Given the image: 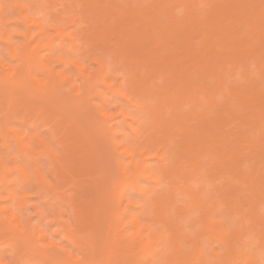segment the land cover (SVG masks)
<instances>
[{
	"label": "bare ground",
	"instance_id": "bare-ground-1",
	"mask_svg": "<svg viewBox=\"0 0 264 264\" xmlns=\"http://www.w3.org/2000/svg\"><path fill=\"white\" fill-rule=\"evenodd\" d=\"M68 1L67 15L55 16L54 23H57V19H66L70 25H76L78 20L83 19L86 15L92 25L99 28V31L96 30L90 37L99 39L103 38L102 34H110V40H116V43L120 41L116 44V48L111 50L114 61L127 63V68L135 69L134 78L141 74L140 70L143 68L148 70L147 65H149L148 77L136 87L132 85V81L135 79L130 77L126 78L125 84L121 81L113 82L111 80L113 68L108 66L107 55L95 60L99 68H89L84 64L88 61L87 58H84L85 62H81L78 58L82 56V53L77 51L79 34L74 30H68L64 26L55 24L54 29L68 37L72 47L70 50L72 58L66 60L58 56L56 60L64 63L67 67L72 65L76 68V76L81 81L79 84L74 74L64 71L55 72L46 57H38V47L30 48L29 45H18L15 48L12 35H9L7 27L17 21L18 17L10 16V14L3 16L4 8L0 4V16H3L0 17L2 18L0 19V40L7 43L13 56L20 60L17 65H11L5 62L4 55L0 52V96H5L8 102L7 110L3 115L6 123V117L9 115L13 103L16 106L30 104L28 97L23 94L25 91L26 93L33 90L38 92V88L33 85V82H38L33 71L34 69L38 70L39 66L50 75L44 93L51 101L54 100L53 105L56 102L55 99L59 97L61 81L68 82L71 90L75 91L73 103L80 109L82 106L92 103L95 96L101 99V103L95 102L94 104L100 120L99 126L102 127L101 129L104 127L113 150L121 156L118 162L119 172L112 184L114 200L120 203L125 201L127 205L139 206L140 209L127 223L122 220L124 214L127 213L126 208H123L122 211L118 208L110 214L109 228L106 234L109 251L103 255L102 259H99V262L111 264L112 257L123 256L122 264H240L241 262L242 264H263L259 253L260 251L264 253V218L261 215L262 211L259 212L260 208L257 207L261 203V198H264V173L260 172L258 168V163L264 160L262 158L259 160L264 155V0H247L248 2L243 0L247 2L246 6L240 0H205V6L209 5L206 17L212 23L213 30L209 29L212 31V33L210 31L212 35H209V31H205L208 33V37H212L208 38L206 33V39L204 37L200 41L203 45L202 49L198 40L193 41L198 32L197 28H200L201 23L204 22V18L200 16V12L195 7L198 4L196 0H153L147 7L140 5L139 1L141 0ZM237 1H240L243 6L238 8L240 2ZM237 3L238 5H236ZM181 5H184L186 11L182 15L183 17H178L179 15L174 10ZM16 6H23V4L19 2ZM78 8L80 11L76 12L75 10ZM161 8L172 14H170L172 18L167 22H162L156 16V12ZM219 11L227 13V16L224 14L221 16ZM229 11L231 13H228ZM216 12L224 19L223 22L219 20L220 17L215 21ZM228 14H230V19L227 21L232 20L230 24L226 27L224 25L223 27L222 24L220 25L222 27L217 25L225 23L226 20L223 16L228 17ZM33 21L42 29L43 24L38 22V18H34ZM208 21L206 20V22ZM210 22L208 23L210 24ZM215 28L221 31L222 38H220L226 45L224 50H227V44L232 45H228L230 47L228 50L232 49L231 51H233L230 53L229 50V55L221 56L220 54L224 52L220 49L221 47L219 48L221 53L211 52L213 47V50H217L214 45L220 43L218 36H215L216 40L212 39L218 32ZM158 29L163 32L165 41L187 43L183 44L184 46L181 43L177 45H181L184 50L187 48L186 55L183 53L184 50L177 47L175 43L174 45L171 43V47L168 46L169 44L166 45V42L164 44L154 33ZM188 29L197 32L193 34L191 32L194 35L192 36ZM25 33L16 32L15 34L28 36ZM183 36L184 39H182ZM87 37L89 36L87 35ZM143 37L147 39V45L143 44ZM61 45L62 42L59 46ZM217 45L216 47H218ZM221 45H223L222 42ZM240 47L245 50L240 52ZM200 49L206 52H204L206 56L210 53L213 55L210 54L207 58L203 57L205 59L200 58L201 60L196 59V56L192 67L188 63H184L185 60L181 61V58L188 60V56L194 57ZM173 55L182 57L178 59ZM167 58H172V60L176 58L180 64L183 62L181 66L178 64V60H174V68L169 66L173 70L177 62L180 67L176 66L180 70L176 71L178 69L176 67L175 71L178 72L179 77L177 74L170 75L173 78L166 76L167 79L163 76L166 68L162 72L163 67H159L160 60L161 63H165L166 60L168 62ZM188 67L194 71L189 70ZM255 69L259 73L258 79L250 80V75L254 73ZM184 71H189L192 74L184 73ZM156 72L158 73L156 74ZM238 74L243 75L242 80L248 82L244 86L241 85L242 87L238 85L236 87V83L234 82L235 85L233 83L235 80L233 77L235 78V75ZM192 75L195 76L191 77ZM205 75L207 78L204 80ZM117 76L121 77L120 74ZM157 76L166 79L164 83L166 86L163 85L165 87H158L159 84L155 80ZM100 87L106 88V91L101 90ZM191 93L194 94V97L186 103L191 104V107L194 108L193 113L192 111L186 112L182 108L183 102ZM108 94L123 98L126 101L125 104L120 107L114 106L113 109L108 107ZM141 96L152 98V101L155 102L154 110L151 111L149 102L142 101ZM223 101L225 102L223 103ZM240 107L241 110L242 108L245 110H242V112L244 111L243 116ZM206 108H211L212 113H209L210 109H208L207 114ZM169 111H171V116ZM144 112L156 115L158 122L154 138L148 141L144 139L145 136L139 126L141 124L140 113ZM118 116H122L126 122L128 118L132 119L133 124H126V122L125 124L130 132L129 138L133 143L117 139L118 136L124 134V127L118 122ZM224 116L232 118L233 121L230 122L233 123L228 121L227 123V118L225 117V119ZM221 122L225 123L224 131L221 130L224 129L221 127L224 123ZM227 124L231 125L226 127ZM17 133H19L18 141L22 150L26 149L32 154L36 153L34 141L30 143L28 140L30 135L24 134L22 131H17ZM34 139L42 143L43 146L42 150L38 151V156L48 153L51 161L58 160L56 164L63 165V162L60 161V154H57L58 152L53 149L49 141L39 135ZM168 140H171L173 144L167 143ZM92 147L94 146L92 145ZM243 148L250 150V155L258 154L256 157L253 155V159L249 158L252 159V162L249 161V164L252 163V165L250 164L252 167L257 164L258 170L255 172L258 174L255 172L252 174L247 170L246 172L242 171L243 169L240 171V168L245 164L241 160L245 157L248 158L245 151H243L245 157L241 152ZM94 149L92 148V150ZM254 158H257L259 162L253 163ZM35 159V157L30 158V162H34ZM124 159L129 161L122 162ZM152 160L157 163L152 164ZM246 160L243 161L247 164L248 160ZM13 169L20 171L23 186H27L30 181L28 166L9 167L6 161L0 158V172L8 173ZM42 169V167L35 168L37 182L38 179L41 182L46 181L44 183L47 185L42 182L45 187L55 188L56 185L54 184V186L52 181H47ZM217 173H221V175L226 173L228 177H226V184L218 187L215 193L211 194L210 178H213ZM0 178L5 187L10 183L18 184L15 180L9 181L1 174ZM141 179L154 181L156 186L152 190H148L140 185ZM162 184H168V187L159 188V185ZM242 186H245L243 190L247 188L251 193L250 196L244 193ZM126 187L140 192L142 200L128 201L124 194ZM17 191L7 193L8 197L6 196V198L0 192V201L9 202V205L0 206V231L11 235L10 245L14 250L12 260L7 261L0 257V264H26L30 260L28 256L37 258L39 254L51 264H91L94 262V259L97 258L96 252H94L96 251V235L94 234H90L91 242H89L91 253H94L93 256L90 255L92 261H89L87 256L85 258L76 256L69 248L55 240H48V246L54 251L63 250L66 253L63 258L51 256L48 252L39 250L38 239L41 238L39 235L42 233V236L46 237L48 236L47 232L44 228L38 230L30 216L20 215L19 210L22 211L25 208L24 206L31 195L21 192L20 189ZM179 195L184 196L186 205L178 204ZM249 197H252L251 200ZM34 206L38 208L37 205ZM6 213L8 215H5ZM189 213H194L191 216L193 234L186 232L182 225L184 219L190 215ZM41 215L46 218L45 213L41 212ZM53 215L58 219L60 217L55 210ZM227 220H230L229 223ZM61 223L64 224L62 221ZM127 226L134 229L133 236L127 243L128 250L135 251L132 260L125 259L123 249L120 251L114 249L120 230ZM195 226L197 229H194ZM65 229V234L76 240L77 235L73 234L71 227L64 225V231ZM58 232L59 230L56 231V233ZM249 239L258 240L262 248L256 246L254 251L252 252V248L250 252L248 246L252 244ZM254 243L256 242L254 241ZM256 248L262 250L257 249L258 251H256Z\"/></svg>",
	"mask_w": 264,
	"mask_h": 264
},
{
	"label": "rangeland",
	"instance_id": "rangeland-1",
	"mask_svg": "<svg viewBox=\"0 0 264 264\" xmlns=\"http://www.w3.org/2000/svg\"><path fill=\"white\" fill-rule=\"evenodd\" d=\"M141 1H139V2H140V5L141 4L143 5V7H147L150 3L153 2V0H143L142 2ZM196 1L198 2V4H196L195 7L200 12V16L202 18H204L203 19L204 22H206V20L208 21V19L206 17V15H207L206 13L209 10V5H207L208 7L205 6V0H202L203 2L201 0H196ZM199 1H201L202 3ZM213 1H215V0H213ZM240 1L242 3L244 2L243 5H245V6L248 2L247 0H246L247 2H245L243 0H240ZM19 2L22 3L23 6H16V4ZM241 2L239 3L240 5H238V3L236 4V5H238V8L240 6H243ZM0 4H2L3 8H4V11L2 13L3 16L5 14H10V16L18 17L17 21L11 23L7 27L9 35H12V39H13V42L15 44L14 45L15 48H17L18 45L19 46L29 45L30 48L38 47V57H40V56L46 57L49 60L50 67L53 68L55 72L56 71H64V72H69V73L74 74L75 78L77 79V82L79 84L81 81H80V78L78 79L76 76V73H77L76 68L72 65L67 67L64 63L56 60V58L58 56L63 57L66 60L72 58V55L70 52L72 47H71V41L69 40V38L66 37L62 32H57L54 29L55 24H58L60 26H64L68 30H74L77 34H79L80 40L77 41V47H78L77 51L79 53H82V56H80L78 58H80L81 62H85L84 58H87L88 61L84 64H86L89 68H91V69L99 68V66L95 62V60L97 58H101L103 55H107L108 66L113 68L111 71V74H112L111 80L113 82L121 81L123 84H125L126 78L130 77L133 80L135 79L134 81H136V82L134 83V81H132V85L136 87L137 84L143 82L144 79L146 77H148V75H149V73H148V70H150L149 65H147L148 70L146 68H143L142 70H140L141 74H138L136 76V78H134L133 75L135 74V71H136L135 69L127 68V66H126L127 63L123 64L121 61H114L113 57L111 56V50H114L116 48V44L120 43V41H117V43H116V40H113V41L110 40L111 35L108 33L102 34L103 38L100 37L99 39L93 38V36L90 37V35L93 34L99 28L92 25V23L89 20V17L87 19L86 15H84L85 17L83 19L82 18L79 19L76 25H70L66 19H60V20L57 19L58 20L57 23H54L55 16H57L59 14L67 15L66 10L68 9V5H69L68 0H64V1L63 0H6L4 2H3V0H0ZM120 5L125 6L124 4H120ZM123 6H121V7H123ZM235 8H237V7H235ZM75 11L78 12V11H80V9L78 8ZM174 11L177 12V15H179L178 17H183L182 15H184L186 8L184 7V5H181V6H177ZM232 11L233 10H231V12ZM168 12L169 11H167V10L165 11V9L161 8L156 12V16L158 19H161L162 22H167V20H170L172 18L170 16L171 13L170 12L168 13ZM231 12L229 11L228 13H231ZM218 13L222 16V14H224L225 12L223 13L222 11H219ZM218 13L216 14L217 16H215V18L217 17L215 19V21H217L218 18L220 17L221 19H219V20H221L223 22L224 19H222V17ZM142 14L145 15L146 13H142ZM226 14H224V15H226ZM229 15L230 14H228V17H226L227 15L223 16V18H225V20H226L225 23H220L217 25L220 26L222 24V26L223 25L225 27L228 26L230 24V22L232 21V20L227 21L230 19ZM3 16H0V17H3ZM34 18H38V22L43 24L42 29L35 24V22L33 21ZM0 19H2V18H0ZM204 22H202L203 25L201 23L200 28H197L198 32L197 31H195V32L189 31V29H191V27H189L188 32L190 35L197 32L196 33L197 35L193 40L194 42H196V40H198L200 43V41H202L204 37H205L204 39H206V33L207 32H205V31H209V35L212 33V31H211V30H213V28L211 26L212 23L210 21H208V22H210V24L208 22H206V23H204ZM203 26H204V29H202ZM222 26H220V27H222ZM210 28H211V30H209ZM215 29H217L218 32L217 31H216L217 33L215 32L216 35H214V38H212V39L214 40L216 38L215 36H218V38L220 39L219 40L217 38V41L219 40V42H220L219 45H217L218 43L215 41V43H217L216 45L218 46V47H216V45H214L215 49L219 50V48L221 47L220 49H222V51H224V52H222L221 50H219V51L213 50L214 47L212 48L211 52L216 51L217 54H218V52L219 53L222 52L220 54L221 56L222 55L224 56V54L227 55L228 51L230 50V49L228 50V48H230V47H228L229 44L225 43V44H227V47H226L227 50H224L226 45H224V42L221 39L222 38V35L220 33L221 31L218 28H215ZM159 30L160 29L154 31L156 36L159 37V39L162 40L164 44L166 42V45L169 44L168 46L171 47L170 45L172 42L170 43V41L163 40L164 39V35L162 34L163 32H161V30L160 31ZM194 30H196V29H194ZM210 31H211V33H210ZM16 32H22V33L26 32L25 34H28V36L22 35V34H15ZM191 32H192V34H191ZM87 35L89 37H87ZM192 36H194V35H192ZM207 37H208V33H207ZM210 37H212V36H210ZM210 37H208V38H210ZM200 38H202V39L200 40ZM142 39H143L142 40L143 44L145 45L147 42V39L144 37ZM182 39H184V36ZM208 40H210V39H208ZM213 40H211V41H213ZM61 42H62V45L59 46V44ZM221 42L223 45H221ZM174 43L177 46L181 42L177 43L176 41L175 42L173 41L172 44L174 45ZM202 43L204 44V42H202ZM206 43H209V42H206ZM183 44L185 45L187 43L183 42ZM113 45H115V46H113ZM199 46L201 47L203 45L200 43ZM223 46H224V48H222ZM234 46H236V45H234ZM148 47H150V46L148 45ZM177 47H181V45L177 46ZM232 48H234V47H232ZM201 49H202V47H201ZM201 49L199 52H198L199 49L197 50L198 53H196V55H194V57L193 56L189 57L187 55L188 60H186V58L185 59L181 58L182 59L181 61L185 60L184 63H188L192 67V65L194 63L193 60L196 58V56H197L196 59H200V58L205 59L203 57L207 58V57H209L210 54L213 55L212 53H210L209 55L207 54V56H206L205 55L206 52L201 50ZM181 50H184V48L182 49V47H181ZM185 50H187V48ZM185 50L183 51V53L186 55ZM194 50H196V49H194ZM194 50H193V52H195ZM231 50L229 51L230 53L233 52ZM243 50H245V48ZM243 50L240 47V52H243ZM0 52L4 55L5 62L10 63L11 65H17L19 63L20 60L13 56V53H12L9 45L7 43H5L3 40H0ZM181 53H182V51H181ZM48 54H50V55H48ZM184 54H182V55L184 56ZM180 57H182V56H176V58H178V59H180ZM184 57H186V56H184ZM176 58L174 60H178ZM167 59H168V62H166L167 60L165 61L163 59L165 61V63L164 62L161 63V60H160V66H159V67H163L162 72L164 71V68H166L165 71L163 72V74H164L163 76H165L166 79H167L166 76L173 78V76L171 77L170 75H173V74L178 75V72H179L178 70H180V68H178V67H180L178 65V64H180L179 60L177 61L178 64L176 62V65H178V67L175 65V69L178 68L176 70L178 72H176L175 69H173V70L170 69V67L174 68L173 64H175V61L172 60V58L171 59L167 58ZM190 59L192 60V62ZM171 61H172V63H171ZM166 63H168V64H166ZM182 63L180 64L181 66L183 65ZM165 64H166V67H165ZM188 64H187V66H189ZM184 68H187V67H184ZM167 69H170V70H167ZM188 69L194 71V69H192V68L188 67ZM174 71H175V73H174ZM192 71H190V72H192ZM186 72L188 74H192V73H189V71H184V73H186ZM33 73L38 78V82L37 81L33 82V85L38 88V92H37V90H33L30 93H26V91H25L23 94L28 97V101L30 104H28V106H25L24 104L16 106L13 103V106L11 108L9 115L6 117L7 118L6 123L4 122L5 118L3 117V115L5 114V112L7 110L6 105L8 102L5 98V96H2V97L0 96L1 97L0 98V127H2L0 130V158L4 159L9 167L28 166V170H29V174H30V181H29V184L27 186H23L20 171L16 170V169H13L8 173L7 172H4V173L0 172V174L5 176L9 181L15 180L18 183V184L10 183L5 187L2 183L1 178H0V192L3 194L4 198H6V196L8 197L7 193H9V192H18L17 189H20L21 192H23V193L27 192L28 194L31 195L30 198H28V200L24 206L25 208L22 211L19 210V213L23 217L24 216H30L32 223L38 227V230L40 228H44L45 231L47 232L48 236H46V237L42 236V233H40V235H39L41 237L40 239H38L39 250H41L42 252L46 251L51 256L55 255V256H58L60 258H63L66 254L63 250L54 251L48 246V240L49 241L55 240L56 242L60 243L61 245L69 248L76 256L84 257V258L87 256L89 261H92L90 255H92L94 253H91L92 251H91V247H90L89 242H91L90 241V234H94V235H96L95 236L96 237V241H95L96 251H94V252H96L95 254H96L97 258L94 256L96 259H94V262H92L91 264H94L95 261H96V263L98 261V263L101 264V262H99L100 261L99 259H102L104 257L103 255H105L109 251V249H107L109 246V244H107V243H109V242H107V237H106L107 235L106 234H107V231L109 228L108 222L110 220L109 219V217L111 216L110 214L118 208L121 209V211L123 208H126L127 213L124 214L122 220H124V222L127 223L128 220L134 214L138 213V210L140 208H139V206L127 205L125 201L120 203L117 200H114V197H113L114 188H113L112 184H113V180L117 177V174L119 172L118 162L121 159V156H120V154L116 153L113 150V147L108 140V137H107V134L105 132L104 127H103V129H101L102 127L99 126L100 120H99L98 115L95 111L96 109H95L94 104H95V102L101 103V99L98 96H95L93 98L94 100L92 103L90 102V103H88L87 106H84V107L82 106V108L80 109L76 105H74V103H73V100L75 97V91L71 90L68 82L61 81L60 82L61 86H59V93H58L59 97H57L55 99L56 102L53 105L54 100L51 101V99L48 97V95L46 93H44V90L47 89L46 82L49 80V77H50L49 73L44 69H40L39 66H38V70L34 69ZM157 73L158 72H156V74ZM118 74H120L121 77H118L117 76ZM195 75H197V74H195ZM195 75H192L191 77H194ZM200 75H201V73H200ZM205 76H204V80L207 78V76L206 77ZM242 76L243 75L238 74V75H235V78L233 77V79H235L233 81V83L234 82L236 83V87H238V86L240 87L241 85L242 86L245 85L246 82H245V80L244 81L242 80V78H241ZM258 76H259V73L255 69L254 73L252 75H250V80L251 79H253V80L258 79ZM174 77L176 78V75ZM178 77H179V75H178ZM195 78L198 79L197 77H195ZM166 79H164V77L162 78L159 76H157L155 78V80H157L156 82L159 84V86H158L159 88L166 86V84H164ZM201 79H202V75H201ZM208 80H209V78H208ZM235 83H234V85H235ZM163 85H165V86H163ZM100 89L103 91H106V88H104V87H100ZM108 95H109L108 96L109 97L108 98V100H109L108 101V107H110L112 109L114 106H119V107L123 106L126 102L123 98H119L117 96H113L110 94H108ZM193 97H194V94L191 93V94H189V96L187 97L185 102H183L184 104H183L182 108L186 112H191L194 109L193 107H191V104L188 105L186 103L187 101L192 100ZM153 98H154V96H153ZM141 99H142V101H148L149 102L148 105L151 108V111L154 110L153 108H155L154 107L155 102L152 101V98H149V96H141ZM224 102L225 101H223V103ZM56 104L58 107L55 106ZM5 107H6V109H5ZM186 107H189V108H186ZM208 109H210L209 113L210 112L212 113L211 108H206L205 111L207 112ZM240 110H241V107H240ZM242 110H244V108H242ZM242 110H241V114L243 116V112L245 110L243 112H242ZM194 111H192V113ZM168 113L170 115L171 111H169ZM207 114H208V112H207ZM238 114H240L239 111H238ZM140 116H141V121H140L141 124L139 126L143 132V135L145 136L144 139L146 141L152 140L154 138V134L156 133V130L158 129L157 116L154 114L151 115L148 112H144L143 114L140 113ZM225 117L226 116H224V118ZM224 118H223V120H224ZM237 118H241V117H237ZM117 120L120 123V125L122 127H124V134L118 136L117 139L118 140L124 139V140H128V142L133 143V141H131V139L129 138L130 132L126 126V124H133L132 119L128 118L127 122H126V121H124V118L122 116H118ZM223 120H220V121H223ZM227 121L229 123H233V122H230V121H233L232 118H227L226 122ZM125 122H126V124H125ZM224 122H221V123L223 124ZM225 123H224V125H221L222 128L224 127V129H221L223 131L226 129ZM235 124H237V123H235ZM227 125L228 126H226V127H229L231 124H227ZM237 125H236V127H237ZM16 130L22 131L24 134L30 135V139H28V140L30 143H32V141H34V147H35L36 153L32 154V153H29V151L26 149L22 150L21 145L19 144V141H18V137H19L18 134L20 132L17 133ZM227 130H228V128H227ZM219 132H220V130H219ZM37 135H39L40 137H42V138H44L50 142V145L53 147V149H55L56 152H58L57 154H60L61 160L60 159L59 160L61 162H63V165H65V166H63V165L59 166L60 165L59 163L56 164V161H58V160H54V161L52 160L51 161L50 155L48 153H47V155L49 157L46 154H42V155L38 156V151L42 150L41 148L43 146H42V143H40L38 140L34 139L35 136H37ZM167 143L173 144V142L171 140H168ZM92 145L95 147V149H94V147H92ZM90 146H91V148H90ZM92 148L94 150H92ZM245 149L249 152L247 153V151ZM243 151H245V153H246L245 155L248 158L245 157ZM92 152H94L95 154ZM241 152L243 153V155L245 157L244 159L248 160V162H247L248 166H247L246 162L243 161L244 159L241 160L243 162V164L244 163L245 164H244V167L242 166L243 168L242 167L240 168V171H241V169H243L242 171L246 172V170H247L248 172L250 171V173L253 174V172L257 171L259 168V171L264 173V160H262V159H264V157H263L264 155L260 158L258 157L259 160H262L263 162L260 161V163H258L259 164L258 168H256L257 164L256 165L254 164L255 166L253 165L254 167H252L251 166L252 163H250L251 164L250 165L249 161H251L253 159L252 158L253 155H254V157H256L258 154L256 156H255V154L250 155L251 152L247 148H243V150H241ZM249 156H251V157H249ZM32 157L36 158L34 162H30V158H32ZM56 158H57V156H56ZM249 158H252V159L250 160ZM126 159L122 160V162L127 163L129 160H126ZM259 160L257 158H254L253 163H255V161L259 162ZM151 163L156 164L157 162L155 160H152ZM245 166H246V169H245ZM37 167L43 168L42 171L44 170L43 174L45 173L44 175H45V177H47V179H48L47 181H49V180L52 181L53 185L54 184L56 185V186L54 185L55 188H53L51 186L45 187L44 184H46V183H44V182H46V181H42L44 183L43 184L38 179V182H37V180L35 178V175H36L35 168H37ZM225 174L226 173H223L221 175V173L220 174L217 173L214 175V177L212 176L213 178H210V184L211 185L209 186V189H210L211 194L215 193V191L218 187L226 184V179H227L226 177H228V174H226V175ZM256 174H258V173H256ZM44 180H46V179H44ZM139 183L141 186L145 187L148 190H152L156 186L154 181H151L148 179H141L139 181ZM50 187L53 189H51ZM167 187H168V184L159 185V188H167ZM243 187H245V186H242V190H243ZM243 191H244V193H247L249 196L251 195V193L248 192L247 188H244ZM124 194H125V198L128 201H131V200L141 201L142 200L141 193L133 190L131 187H126L124 189ZM179 198H180V200H179L178 204L186 205V201H185L184 196L179 195ZM251 198L249 197V200H251ZM262 199H264V198H261V200ZM261 200H260L261 203H259L260 205L257 208H260L258 210H259V212L262 211L261 215L264 218V216H263V214H264V200H262V201ZM7 204L9 205V202H7L6 200L0 201V206L7 205ZM34 205H37L38 208H36ZM105 207H106V209H105ZM12 209L14 210L15 208L13 207ZM37 210H38V212H37ZM39 210H40V212H39ZM54 210L60 216L59 219L57 216L55 217L53 215ZM41 212L46 214V218L42 217ZM222 212H224V211H222ZM8 213H6L5 215H8ZM189 214L190 215L188 217H186L184 219V221L182 222V225L184 226V230L186 232H188L189 234H193L194 230L191 228V224H192L191 216L194 213H189ZM61 221L64 224H62ZM227 221L229 223L230 220H227ZM64 225H65V227H71L73 234L77 235L76 240L65 234L66 229L64 231ZM263 225H264V223H263ZM122 229L120 230V232L116 238L117 243H115L114 249L116 251H120V249H123L124 250L123 254L125 255L124 256L125 259L126 260L127 259L132 260L135 256L134 255L135 251H133V250L129 251L127 248V245H128L127 243L129 241V239L131 240V237L133 236V233H134V229L131 228L130 226H127V227L122 228ZM194 229H197V227L195 226ZM58 230H59V232L56 233V231H58ZM104 233H105V235H104ZM7 234L8 233H6L5 231H0V257L7 260V261H10V260H12L14 250L12 248V245H10L11 240L9 238L11 237V235L10 234L7 235ZM8 239L10 240V242ZM254 241L256 243H254ZM257 242H258V240H254V239L250 240V243L252 245H249L248 246L249 248L247 247L248 249H250V252H251L252 248H253L252 249V252H253L255 249L254 247H256V246L262 248L260 246L261 245L260 242H258V243ZM257 249L259 251L262 250V249L256 248V251H258ZM259 255H260L259 258H261L260 260L264 264V253L260 251ZM28 258H30V260L26 264H51L49 261L47 262L46 259H44L42 256H40V254L38 255L37 258H33L30 256H28ZM112 258L113 259H111L112 260L111 264H122V262H123L122 261L123 256L118 257V258H116V257H112ZM144 260H146V257H144ZM240 264H242V262Z\"/></svg>",
	"mask_w": 264,
	"mask_h": 264
}]
</instances>
